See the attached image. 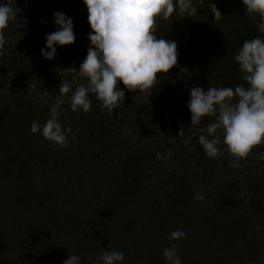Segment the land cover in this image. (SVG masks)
I'll return each mask as SVG.
<instances>
[{"label":"rangeland","instance_id":"obj_1","mask_svg":"<svg viewBox=\"0 0 264 264\" xmlns=\"http://www.w3.org/2000/svg\"><path fill=\"white\" fill-rule=\"evenodd\" d=\"M66 2L84 5L82 0H46L39 8L35 0H15V5L13 0V6L20 9L16 13L19 26L10 21L4 29L6 43L0 62L4 56H14L32 65L28 74L33 76L23 78H53L59 85L63 73V78L71 80L74 73L70 67L79 69L89 46L84 28L74 25V42L57 46L53 59H45L40 52L45 47V34L58 27L53 23V12L69 9ZM213 15L210 5L205 4L191 16L174 12L158 22L155 34L176 41L178 57L167 73H157L159 79L149 92L128 90L118 82L124 99L112 111L102 108L94 94H89L92 104L88 112L70 110L71 92L62 97L58 120L62 127L72 129L66 147L46 140L39 131H30L32 121L43 124L49 118V105L60 95L39 90L37 83L20 77H0V106H12L25 115L21 129L31 140L32 154H18V160H26L31 170L27 193H17L13 183L0 179V264H62L71 253L80 257V264H94L102 248L122 251V264H168L162 249L172 243L179 247L185 240L169 239V232L175 229L194 239V249L205 256L200 255L202 264L208 260L217 264H264V212L252 213L248 187V179L257 178L261 183L259 197L264 201V144L254 146L243 158L223 151L224 145H220L221 154L209 157L196 137L214 117L205 116L200 124L191 125L186 107L191 88L207 89L200 84L199 69L202 74L209 64L222 69L224 46L236 41L235 32L214 25ZM78 82L86 80L79 78ZM172 85L178 94H171ZM98 116L110 127L109 141L103 147L84 146L78 133L85 121ZM9 135L0 127V139ZM133 151L147 156L141 189L126 211L111 217L104 204L112 194L121 160ZM180 181L185 184V202L175 218L168 206V192ZM45 187L51 193L50 201L40 204L39 194ZM222 188L234 191L235 214L251 221L248 232L257 244L251 261H237L232 255L217 257L205 250L209 236L204 220L215 208ZM196 194L204 199H193ZM127 214L129 218H125ZM124 225L129 229L124 230Z\"/></svg>","mask_w":264,"mask_h":264},{"label":"clouds","instance_id":"obj_2","mask_svg":"<svg viewBox=\"0 0 264 264\" xmlns=\"http://www.w3.org/2000/svg\"><path fill=\"white\" fill-rule=\"evenodd\" d=\"M82 2L91 29L87 36L89 46L86 55L78 70L70 67L74 73L71 80L63 78L61 73L60 97L49 105V118L43 124L34 120L30 125L32 133L39 131L43 138L60 147L67 146V136L72 131L70 127H62L58 120L64 103L62 97L71 92L68 96L70 110L88 112L92 104L89 94H94L102 108L112 111L124 99V90L118 87V82L128 90L149 92L159 79L157 73H167L177 64L176 41L155 34L159 21L170 18L174 12L183 17L191 16L197 13L199 6L205 4L210 5L215 19L222 18L212 0ZM241 3L249 16L256 20L255 26L262 34L245 39L232 56L244 83L234 86L221 84L207 89L195 86L189 90L186 102L191 125L200 124L205 116L214 117L212 122L199 130L196 137L209 157L221 154L220 145H224L223 151L243 158L254 146L264 144V0H241ZM18 11L20 9L13 6V0H0V55L6 43L4 29L10 21L18 24ZM52 15L54 25L58 27L45 34V47L40 49L45 59L55 57L57 46L71 44L75 40L72 17L60 11ZM79 78H84L86 83H79ZM261 158H264V154ZM193 199L203 200L204 197L196 194ZM168 235L173 241L186 239L182 229L172 230ZM162 255L168 264H182L176 243L163 248ZM124 259L122 251L102 248L94 264H122ZM62 264H80V257L71 253Z\"/></svg>","mask_w":264,"mask_h":264},{"label":"trees","instance_id":"obj_3","mask_svg":"<svg viewBox=\"0 0 264 264\" xmlns=\"http://www.w3.org/2000/svg\"><path fill=\"white\" fill-rule=\"evenodd\" d=\"M216 8L220 11L222 18L217 20L212 17L214 25H220L230 32H235V43L224 46L221 55L223 68L215 69L209 64L206 73L210 75V81L214 85L234 86L238 84L236 80H242L238 65L232 60V56L236 50L242 45L245 39H251L253 36L262 35L258 32L255 23L249 18L241 0H212ZM214 14V13H213ZM87 20V16L85 17ZM211 19V21H212ZM258 19V18H256ZM250 20L252 22H250ZM229 33V32H227ZM215 43L218 38H214ZM228 45V43H227ZM226 48V49H225ZM220 57V55L216 54ZM216 63L215 60H212ZM9 69L13 76L26 80L29 83H37L39 90L46 91L53 95H60L59 85L54 83L53 78L48 81H38V78H23L28 74L31 65L21 61L19 57H13L9 62ZM3 75L6 74L2 69ZM220 71V73L218 72ZM235 72V73H234ZM31 74H28L30 76ZM217 75L220 78H217ZM234 75L235 78H234ZM0 106V127L9 131V136L0 139V179L13 183V188L17 193L23 194L30 190L31 186V170L27 166V161H19V153L31 156V140L24 137L22 125L25 122V115L18 112L14 107L7 108ZM79 141L84 146L103 147L109 141V127L99 118L91 119L78 133ZM15 143V145H14ZM147 156L140 152L133 151L127 154L120 163L119 171L112 184V194L104 207L106 212L112 217L115 214H121L126 211L128 206L138 197L141 189L143 174L146 167ZM248 187L252 192L250 198V206L254 215H260L264 212V201L259 192L261 189L260 181L251 177L248 179ZM185 192V184L180 181L168 192V206L174 213L173 217L177 218L181 213L180 206L184 204L183 193ZM39 203L50 201L51 193L47 187L43 188L39 194ZM236 200L234 191L231 188H222L219 190L216 199L215 208L209 217H205L204 224L208 226V240L205 245L206 252L214 253L217 257L232 255L235 260L251 261L257 253V244L252 235L249 234L251 221L248 217L236 215ZM125 218H129L128 214ZM157 227V226H156ZM124 230H128L129 226L124 225ZM212 251V253L210 252ZM178 255L182 263L186 264H202L200 263V255L203 253L194 249V239L187 237L178 247ZM207 257V256H206ZM198 259V262H192ZM204 264H217V262L208 260Z\"/></svg>","mask_w":264,"mask_h":264},{"label":"flooded vegetation","instance_id":"obj_4","mask_svg":"<svg viewBox=\"0 0 264 264\" xmlns=\"http://www.w3.org/2000/svg\"><path fill=\"white\" fill-rule=\"evenodd\" d=\"M35 1L38 2L39 8H41L40 5L43 4L46 0H35ZM66 4L69 7V9L63 10V13L66 14L67 16H71L72 19H73V25H76V24L80 25L82 28H84L86 30V32L88 34L91 31V29H90V26H89L86 18H85L87 16V11H86L85 5L79 6V5L71 4L70 2H66ZM13 57L14 56H4L2 58L3 60H1V62H0V77H3V78H11V77H13L12 71L9 69V62H10V60H12ZM26 64H28V63H26ZM197 66H198V62H197ZM2 69H5V72H6L5 75H3L1 73L3 71ZM198 69H199V67H198ZM198 73H199L198 77L200 79V84H203L204 87L209 88L211 86H217V85H214V84L211 83L212 81H210V79H209V78H211L210 75H208L207 73L206 74H202L200 69H199ZM31 76H33V75H30V77ZM235 76L236 75H234V78H235ZM27 77H29V76H27ZM34 78H36V77H34ZM236 82L244 83L242 80H236ZM195 84H197V82ZM236 84H234V85H236ZM171 92H172L171 94H178V91L176 90L175 86H173V85L171 86ZM95 118L101 119L109 127V125L100 116L95 117ZM91 119H93V118H90L89 120L85 121V123L83 124L82 128ZM109 130H110V127H109Z\"/></svg>","mask_w":264,"mask_h":264}]
</instances>
